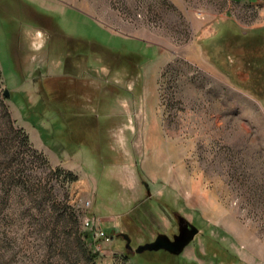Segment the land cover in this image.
<instances>
[{
	"label": "rangeland",
	"instance_id": "rangeland-1",
	"mask_svg": "<svg viewBox=\"0 0 264 264\" xmlns=\"http://www.w3.org/2000/svg\"><path fill=\"white\" fill-rule=\"evenodd\" d=\"M263 3L0 0V264H264Z\"/></svg>",
	"mask_w": 264,
	"mask_h": 264
},
{
	"label": "water",
	"instance_id": "water-1",
	"mask_svg": "<svg viewBox=\"0 0 264 264\" xmlns=\"http://www.w3.org/2000/svg\"><path fill=\"white\" fill-rule=\"evenodd\" d=\"M5 95H9L8 91L5 92ZM177 219V234L173 235L172 238H170L166 234H158L154 241L139 245L136 249V253L140 254L146 251L157 252L163 250L174 256L181 255L185 248L194 240L195 236L199 233V230L196 226L189 223L183 217L178 216ZM123 237L126 239L127 242L126 247L131 248V239L126 234H123Z\"/></svg>",
	"mask_w": 264,
	"mask_h": 264
},
{
	"label": "flooded vegetation",
	"instance_id": "flooded-vegetation-1",
	"mask_svg": "<svg viewBox=\"0 0 264 264\" xmlns=\"http://www.w3.org/2000/svg\"><path fill=\"white\" fill-rule=\"evenodd\" d=\"M26 2H27V5H26L27 8L26 9L28 10L27 15L30 18L31 22L34 23V26H38V28H39L38 30H43V32H45L44 44H43V46L40 47V49L44 48V46L46 44V38L47 37L51 38V34L53 32V31H51V28H56V19L58 18L59 14L55 13V12L40 9L34 5H31L28 1H26ZM49 26L51 28H49ZM79 58H80V55L74 54L73 50L68 51L66 54L63 55V60L65 63L64 65H67V62H69L68 60H70V59H71V62H73L74 59H79ZM128 68H131L132 70H134L132 66H129ZM177 233H178V219H177ZM173 235H175V234H172L171 237H173ZM196 236H195V238H196Z\"/></svg>",
	"mask_w": 264,
	"mask_h": 264
},
{
	"label": "built area",
	"instance_id": "built-area-1",
	"mask_svg": "<svg viewBox=\"0 0 264 264\" xmlns=\"http://www.w3.org/2000/svg\"><path fill=\"white\" fill-rule=\"evenodd\" d=\"M85 206L89 208L91 206L90 201H87L85 203ZM83 226L85 229H89L93 233V237L95 240H102V241H110V238L108 237L107 234L102 230L100 227V221L97 217L91 216L88 217L86 216L83 220Z\"/></svg>",
	"mask_w": 264,
	"mask_h": 264
},
{
	"label": "trees",
	"instance_id": "trees-1",
	"mask_svg": "<svg viewBox=\"0 0 264 264\" xmlns=\"http://www.w3.org/2000/svg\"><path fill=\"white\" fill-rule=\"evenodd\" d=\"M50 91H51V93L53 94V96H54V98H53V100H55V93H56V91H55V88L53 87V88H50ZM72 92V91H71ZM68 102H70V100H69V98L66 100V101H61L60 102V104L61 105H64V107H63V110L64 109H66L68 112L70 111V112H72L73 114H75V115H78L79 116V114L78 113H80V107L81 106H78V108L77 107H74V106H72L71 104H69ZM79 111V112H78ZM81 114V113H80ZM82 123V122H81ZM83 127H87V126H84L83 125ZM83 127H81L82 129H84ZM82 129H80V125H79V129L77 130L76 129V131L77 132H80ZM81 133V132H80ZM75 135V134H74ZM23 138H24V141H26L27 142V138L25 137V136H23ZM47 164V163H46ZM80 235H82L81 237L82 238H84L85 240H91V242L94 244L96 241H94L93 240V236H91V233H89V232H87V233H82V234H80ZM125 257V256H124Z\"/></svg>",
	"mask_w": 264,
	"mask_h": 264
},
{
	"label": "crops",
	"instance_id": "crops-1",
	"mask_svg": "<svg viewBox=\"0 0 264 264\" xmlns=\"http://www.w3.org/2000/svg\"><path fill=\"white\" fill-rule=\"evenodd\" d=\"M251 1H253V2H254V1H257V2L259 3L260 1H263V0H251ZM263 4H264V3H263Z\"/></svg>",
	"mask_w": 264,
	"mask_h": 264
}]
</instances>
